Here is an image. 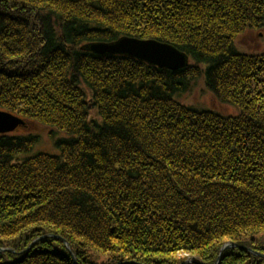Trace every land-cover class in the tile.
<instances>
[{"label":"trees","instance_id":"1","mask_svg":"<svg viewBox=\"0 0 264 264\" xmlns=\"http://www.w3.org/2000/svg\"><path fill=\"white\" fill-rule=\"evenodd\" d=\"M263 27L264 0H0V110L58 149L0 134V264H264V50L236 45ZM124 36L188 63L79 49Z\"/></svg>","mask_w":264,"mask_h":264},{"label":"rangeland","instance_id":"2","mask_svg":"<svg viewBox=\"0 0 264 264\" xmlns=\"http://www.w3.org/2000/svg\"><path fill=\"white\" fill-rule=\"evenodd\" d=\"M126 37H128V36H126ZM133 38H135V37H133ZM119 39L112 41V42H104V41L84 42L80 45L79 49H81L82 51H88L90 53L102 55V56H104V55L125 56V55H121V54H102V53H97V52L90 51V50H87L86 48H84V47L90 46L92 44H100V43L112 44L114 42H117ZM137 39H140V38H137ZM164 43H166V42H164ZM167 44H169V43H167ZM236 45H237L238 49H240L242 51L245 50L247 52H253V53H259V52L263 51L264 50V27L259 28V29H255L253 31H248L246 33L244 32L239 38L237 37ZM126 57H128V56H126ZM128 58H131V57H128ZM132 59H135V58H132ZM135 60L140 61L138 59H135ZM140 62H142V61H140ZM182 99L185 102H189L193 105L202 106V107L209 108V109H214V110H217L223 114H236V109L232 105L227 104V103H222L219 100H217L215 98L214 94L212 92H210L209 90L205 89L204 86L200 82L195 83L192 86L191 90L182 96ZM12 115H14V114H12ZM23 122H24L23 125H25L24 120H23ZM19 126H22V125H19ZM19 126L10 132L0 133V134H11V133L25 134L28 131L38 132L40 134L39 143H37L32 148V150H31L32 152L30 153V155H33V154H36L39 152L48 153V154H57L58 153V149L56 148V146L54 144V140L51 137H49L47 129L45 127H41L39 125L33 124V127H29L30 129H27V128H22L25 126H22V127H19ZM63 243L66 246V248L68 249L69 248L68 242L63 239ZM2 250L3 249L0 248V251H2ZM178 254H180L181 256L187 257L186 253L179 252ZM72 260H73L74 264H77V261H76L74 256H72Z\"/></svg>","mask_w":264,"mask_h":264},{"label":"water","instance_id":"3","mask_svg":"<svg viewBox=\"0 0 264 264\" xmlns=\"http://www.w3.org/2000/svg\"><path fill=\"white\" fill-rule=\"evenodd\" d=\"M84 48L102 54L125 55L146 62L149 65L169 70L183 68L188 63L187 56L176 47L154 39L145 40L124 36L112 44H92ZM23 124L21 118L7 112H0V133L10 132L18 125ZM222 251L223 248L220 249V253Z\"/></svg>","mask_w":264,"mask_h":264},{"label":"bare ground","instance_id":"4","mask_svg":"<svg viewBox=\"0 0 264 264\" xmlns=\"http://www.w3.org/2000/svg\"><path fill=\"white\" fill-rule=\"evenodd\" d=\"M248 31H253L252 29H247L246 31H245V33L246 32H248ZM243 34V33H242ZM241 34V35H242ZM240 35V36H241ZM240 36H238V38L240 37ZM245 51V50H244ZM186 55V54H185ZM187 56V55H186ZM187 58H188V56H187ZM148 64V63H147ZM1 111H3V112H7V111H4V110H0V112ZM7 113H10V112H7ZM11 114V113H10ZM16 116V115H15ZM18 117V116H17ZM19 126V125H18ZM17 126V127H18ZM22 126H24V125H22ZM22 126H19V127H22ZM22 128H26V127H22ZM24 132V131H23ZM41 238H43V237H41ZM40 237L39 238H37V239H41ZM37 242V240H34L31 244H30V246L29 247H31V246H33L35 243ZM227 246V247H226ZM225 247V248H224ZM234 247H239V248H242V249H244V248H246V247H244V246H240V245H238L237 243H234V242H229V243H226V244H224L220 249H222L223 248V251L225 250V249H227V248H234ZM222 251V252H223ZM222 252L220 253V251H219V254H220V256H219V254H218V256H219V260H218V256H217V258H216V260H215V262H214V264H219V262H220V258H221V254H222ZM217 260H218V262H217ZM180 264H203L202 262H199V261H196V260H194V259H192V258H190V257H188V258H186L182 263H180Z\"/></svg>","mask_w":264,"mask_h":264}]
</instances>
